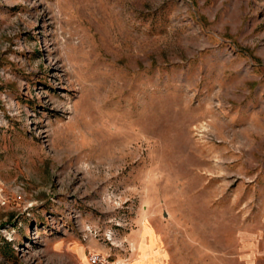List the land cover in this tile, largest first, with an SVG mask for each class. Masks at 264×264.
<instances>
[{
	"label": "rangeland",
	"instance_id": "obj_1",
	"mask_svg": "<svg viewBox=\"0 0 264 264\" xmlns=\"http://www.w3.org/2000/svg\"><path fill=\"white\" fill-rule=\"evenodd\" d=\"M264 264V0H0V264Z\"/></svg>",
	"mask_w": 264,
	"mask_h": 264
},
{
	"label": "built area",
	"instance_id": "obj_2",
	"mask_svg": "<svg viewBox=\"0 0 264 264\" xmlns=\"http://www.w3.org/2000/svg\"><path fill=\"white\" fill-rule=\"evenodd\" d=\"M87 259L90 264H123L122 262L112 258L110 255L98 251L89 252Z\"/></svg>",
	"mask_w": 264,
	"mask_h": 264
}]
</instances>
